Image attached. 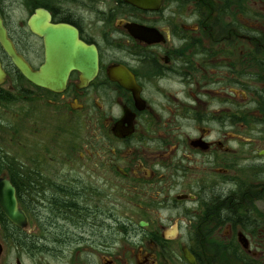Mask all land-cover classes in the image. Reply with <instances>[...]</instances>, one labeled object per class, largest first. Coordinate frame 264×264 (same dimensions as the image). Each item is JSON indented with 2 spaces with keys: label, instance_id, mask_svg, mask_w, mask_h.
<instances>
[{
  "label": "flooded vegetation",
  "instance_id": "obj_1",
  "mask_svg": "<svg viewBox=\"0 0 264 264\" xmlns=\"http://www.w3.org/2000/svg\"><path fill=\"white\" fill-rule=\"evenodd\" d=\"M37 9L97 71L52 90L0 44V179L27 218L0 207V264H264V0H0L35 71Z\"/></svg>",
  "mask_w": 264,
  "mask_h": 264
},
{
  "label": "water",
  "instance_id": "obj_2",
  "mask_svg": "<svg viewBox=\"0 0 264 264\" xmlns=\"http://www.w3.org/2000/svg\"><path fill=\"white\" fill-rule=\"evenodd\" d=\"M28 25L32 32L44 39L46 62L39 70H33L16 52L1 18L0 44L17 68L33 83L58 91L65 87L71 68L77 67L87 72L89 67L90 76L96 73V48L82 42L75 28L63 23H51L50 15L42 9L35 11ZM0 207L15 225L23 226L26 223V215L17 204L15 188L7 179H0Z\"/></svg>",
  "mask_w": 264,
  "mask_h": 264
},
{
  "label": "rangeland",
  "instance_id": "obj_3",
  "mask_svg": "<svg viewBox=\"0 0 264 264\" xmlns=\"http://www.w3.org/2000/svg\"><path fill=\"white\" fill-rule=\"evenodd\" d=\"M10 26L13 27L14 29H18L19 27L18 25H14V24H11Z\"/></svg>",
  "mask_w": 264,
  "mask_h": 264
}]
</instances>
